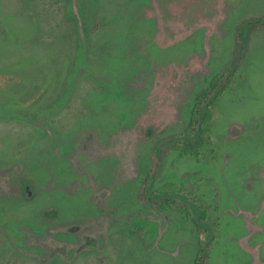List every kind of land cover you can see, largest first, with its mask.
Returning a JSON list of instances; mask_svg holds the SVG:
<instances>
[{
	"label": "rangeland",
	"instance_id": "1",
	"mask_svg": "<svg viewBox=\"0 0 264 264\" xmlns=\"http://www.w3.org/2000/svg\"><path fill=\"white\" fill-rule=\"evenodd\" d=\"M200 238L264 264V0H0V264H194Z\"/></svg>",
	"mask_w": 264,
	"mask_h": 264
},
{
	"label": "trees",
	"instance_id": "2",
	"mask_svg": "<svg viewBox=\"0 0 264 264\" xmlns=\"http://www.w3.org/2000/svg\"><path fill=\"white\" fill-rule=\"evenodd\" d=\"M213 82L210 87L201 91L195 98V103L192 108L191 117L184 133L172 142V146L181 151L183 154L199 156L201 147L209 140L211 135L212 127V114L216 108V104L219 101L220 95L222 93V88L220 87L223 82ZM153 182V179L151 180ZM150 179L147 178L143 181L142 194L146 200L154 205L159 206L161 210L164 209L163 204H159L160 201H154V197H150L147 189L152 183ZM151 187V186H150ZM149 187V188H150ZM162 202H166L167 205H175V198H163ZM190 198H184L188 200ZM180 211L186 212V209H180ZM187 213V212H186ZM188 215V214H187ZM200 218L205 219V213L200 212ZM203 239H199V251L195 258L194 264H208V250L211 246L210 243H203ZM211 242V241H210Z\"/></svg>",
	"mask_w": 264,
	"mask_h": 264
},
{
	"label": "water",
	"instance_id": "3",
	"mask_svg": "<svg viewBox=\"0 0 264 264\" xmlns=\"http://www.w3.org/2000/svg\"><path fill=\"white\" fill-rule=\"evenodd\" d=\"M27 187H28V185L25 186V188H27Z\"/></svg>",
	"mask_w": 264,
	"mask_h": 264
}]
</instances>
